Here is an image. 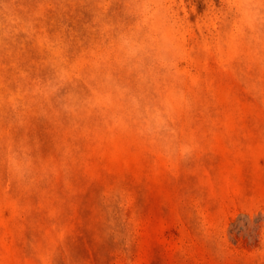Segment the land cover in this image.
Here are the masks:
<instances>
[{"label":"rangeland","instance_id":"374dc122","mask_svg":"<svg viewBox=\"0 0 264 264\" xmlns=\"http://www.w3.org/2000/svg\"><path fill=\"white\" fill-rule=\"evenodd\" d=\"M0 264H264V0H0Z\"/></svg>","mask_w":264,"mask_h":264}]
</instances>
